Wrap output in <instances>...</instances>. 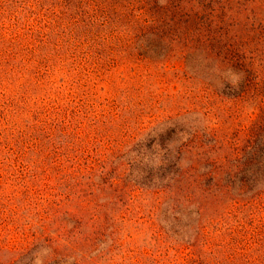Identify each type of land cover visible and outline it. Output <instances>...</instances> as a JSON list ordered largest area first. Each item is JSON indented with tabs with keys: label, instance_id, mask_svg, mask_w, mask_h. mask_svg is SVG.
I'll use <instances>...</instances> for the list:
<instances>
[{
	"label": "rangeland",
	"instance_id": "rangeland-1",
	"mask_svg": "<svg viewBox=\"0 0 264 264\" xmlns=\"http://www.w3.org/2000/svg\"><path fill=\"white\" fill-rule=\"evenodd\" d=\"M28 7L0 0V264H264V194L207 199L176 223L165 194L139 184L129 152L168 113L136 107L118 72L97 77L79 57L11 59L16 20L39 28ZM257 115L245 103L205 125L242 145Z\"/></svg>",
	"mask_w": 264,
	"mask_h": 264
},
{
	"label": "trees",
	"instance_id": "trees-1",
	"mask_svg": "<svg viewBox=\"0 0 264 264\" xmlns=\"http://www.w3.org/2000/svg\"><path fill=\"white\" fill-rule=\"evenodd\" d=\"M28 11L39 28L16 20L12 60L79 57L97 77L113 71L130 82L143 112L168 113L128 165L141 169L140 185L165 194L176 223L199 216L207 199L247 204L264 194V0H29ZM146 88L156 91L143 97ZM245 103L258 115L242 145L205 125Z\"/></svg>",
	"mask_w": 264,
	"mask_h": 264
}]
</instances>
